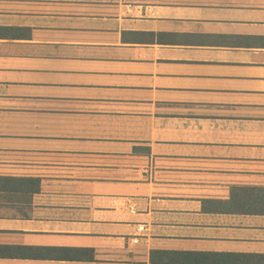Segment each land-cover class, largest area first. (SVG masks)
Returning <instances> with one entry per match:
<instances>
[{
    "label": "crops",
    "instance_id": "1",
    "mask_svg": "<svg viewBox=\"0 0 264 264\" xmlns=\"http://www.w3.org/2000/svg\"><path fill=\"white\" fill-rule=\"evenodd\" d=\"M235 187L264 188V0H0V264H264Z\"/></svg>",
    "mask_w": 264,
    "mask_h": 264
},
{
    "label": "trees",
    "instance_id": "2",
    "mask_svg": "<svg viewBox=\"0 0 264 264\" xmlns=\"http://www.w3.org/2000/svg\"><path fill=\"white\" fill-rule=\"evenodd\" d=\"M34 180H29L31 185H33ZM235 193L233 198L238 197L240 199L244 197H252V198H258L260 200V206L257 208V212H264V188H258V187H247V188H240L235 187ZM254 211V210H250ZM255 213V212H254ZM85 254V253H84ZM87 256L83 255V259H89V260H95L94 256V250H88V253H86Z\"/></svg>",
    "mask_w": 264,
    "mask_h": 264
},
{
    "label": "built area",
    "instance_id": "3",
    "mask_svg": "<svg viewBox=\"0 0 264 264\" xmlns=\"http://www.w3.org/2000/svg\"><path fill=\"white\" fill-rule=\"evenodd\" d=\"M144 227H145V226H143V225L139 226V230H143V229H144ZM134 241H135V242H137V241H138V239H135Z\"/></svg>",
    "mask_w": 264,
    "mask_h": 264
}]
</instances>
